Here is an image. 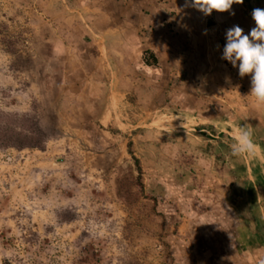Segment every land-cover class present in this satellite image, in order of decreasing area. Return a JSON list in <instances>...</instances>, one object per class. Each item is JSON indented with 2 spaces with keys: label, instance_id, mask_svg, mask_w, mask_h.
Instances as JSON below:
<instances>
[{
  "label": "rangeland",
  "instance_id": "1",
  "mask_svg": "<svg viewBox=\"0 0 264 264\" xmlns=\"http://www.w3.org/2000/svg\"><path fill=\"white\" fill-rule=\"evenodd\" d=\"M85 2L0 0V112L45 141L0 148V264H264V145L230 148L261 106L174 58L117 70Z\"/></svg>",
  "mask_w": 264,
  "mask_h": 264
},
{
  "label": "crops",
  "instance_id": "2",
  "mask_svg": "<svg viewBox=\"0 0 264 264\" xmlns=\"http://www.w3.org/2000/svg\"><path fill=\"white\" fill-rule=\"evenodd\" d=\"M85 3L88 12L84 21L88 22L92 37L102 40L104 55L108 54L117 65V70L120 65L130 73L145 72L158 79L165 77L164 72H169V62L174 58L181 61L182 71L193 68L204 72L203 80L209 78L219 89L243 90L241 98L237 97L238 103L245 101L251 106L256 102L254 97L249 96L251 75L241 78L238 67L234 68L222 59V55L226 31L238 25L244 34H249L256 26L252 10L264 9V0H244L243 4H233L229 12L213 11L210 16H205L194 7H185V0H86ZM233 12L235 15H232ZM170 29L173 32H169ZM135 47L140 48L137 54ZM145 51L151 52L157 59V66L153 69L142 61ZM120 52L133 58L131 64L121 59ZM107 60V66L111 68L109 58ZM141 94L146 96V93ZM260 106L259 111L256 110L257 119L264 122V105ZM246 112V118L254 113L250 111L248 115ZM260 135L263 136L262 143L255 142L259 147L264 145V131ZM263 245H260L259 252L264 255Z\"/></svg>",
  "mask_w": 264,
  "mask_h": 264
},
{
  "label": "clouds",
  "instance_id": "3",
  "mask_svg": "<svg viewBox=\"0 0 264 264\" xmlns=\"http://www.w3.org/2000/svg\"><path fill=\"white\" fill-rule=\"evenodd\" d=\"M244 0H185V7H194L205 16L213 11L229 12L233 4H243ZM232 15H235L233 12ZM252 19L255 27L244 34L238 25L226 31V45L222 59L238 67L241 78L251 75L250 95L256 102L264 105V9L254 8ZM231 155L235 157H254L259 146L252 139L250 125L238 126L234 142L230 145Z\"/></svg>",
  "mask_w": 264,
  "mask_h": 264
},
{
  "label": "trees",
  "instance_id": "4",
  "mask_svg": "<svg viewBox=\"0 0 264 264\" xmlns=\"http://www.w3.org/2000/svg\"><path fill=\"white\" fill-rule=\"evenodd\" d=\"M146 66H157L156 57L149 51L143 53ZM31 119L26 116L17 117L0 112V148L14 147L18 150L34 148L43 150L45 141L37 132H30Z\"/></svg>",
  "mask_w": 264,
  "mask_h": 264
}]
</instances>
